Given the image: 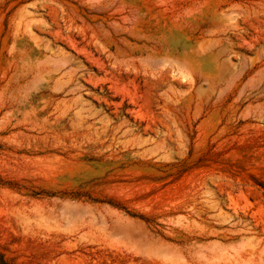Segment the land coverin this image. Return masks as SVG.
Returning a JSON list of instances; mask_svg holds the SVG:
<instances>
[{"label": "rangeland", "instance_id": "374dc122", "mask_svg": "<svg viewBox=\"0 0 264 264\" xmlns=\"http://www.w3.org/2000/svg\"><path fill=\"white\" fill-rule=\"evenodd\" d=\"M0 264H264V0H0Z\"/></svg>", "mask_w": 264, "mask_h": 264}]
</instances>
